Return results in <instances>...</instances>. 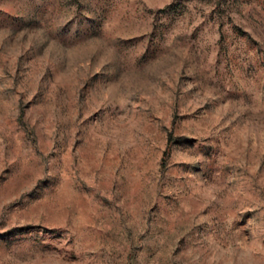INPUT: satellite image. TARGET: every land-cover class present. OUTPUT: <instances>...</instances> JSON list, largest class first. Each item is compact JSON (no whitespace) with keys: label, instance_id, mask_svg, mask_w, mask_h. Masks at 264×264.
Returning a JSON list of instances; mask_svg holds the SVG:
<instances>
[{"label":"rangeland","instance_id":"obj_1","mask_svg":"<svg viewBox=\"0 0 264 264\" xmlns=\"http://www.w3.org/2000/svg\"><path fill=\"white\" fill-rule=\"evenodd\" d=\"M0 264H264V0H0Z\"/></svg>","mask_w":264,"mask_h":264}]
</instances>
